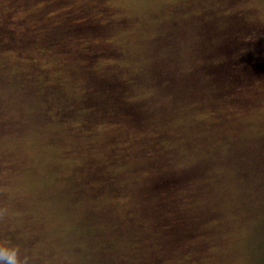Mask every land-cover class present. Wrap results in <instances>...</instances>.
Segmentation results:
<instances>
[{"label": "rangeland", "instance_id": "rangeland-1", "mask_svg": "<svg viewBox=\"0 0 264 264\" xmlns=\"http://www.w3.org/2000/svg\"><path fill=\"white\" fill-rule=\"evenodd\" d=\"M259 61L264 0H0V235L35 264H256ZM201 74L224 93L173 87Z\"/></svg>", "mask_w": 264, "mask_h": 264}, {"label": "trees", "instance_id": "trees-1", "mask_svg": "<svg viewBox=\"0 0 264 264\" xmlns=\"http://www.w3.org/2000/svg\"><path fill=\"white\" fill-rule=\"evenodd\" d=\"M247 37L249 38V36H247ZM247 37L243 38L242 40H246ZM199 40L204 41V38L199 39ZM172 50H173V48H172ZM172 50H171V52H172ZM208 51L209 50H204V49L198 50L197 48H194L191 51V53H192L193 57H196V56L202 57L203 55L206 57L208 54ZM233 60L235 61V58H233L232 56L231 57L227 56L225 59L219 61L221 67H226V68L222 69V72L227 71L225 73L226 75H228V72H231L228 75V78H232V76H230V75L236 73V64L229 62V61H233ZM249 63L251 65L247 68L248 72L251 73V72H258V71L263 72L264 71L263 62L259 61L258 64L254 63V62H249ZM194 68L197 72H200L202 70V68L198 65L194 66ZM222 72H220V74H222ZM204 77H207V75H203V74L200 75V79H201L200 82L193 80V78H188L185 81H183L184 79H182V80H180L179 83L175 84L173 87H177V89H184L186 91L185 95H187L188 93H191V92H194V93L196 92V93L200 94L197 97H195L196 100H198V98L200 96H203L206 98H211V97L218 95L219 93H224V91H218V88H217L218 82L220 83L222 78H224L222 75L214 76L213 82L209 81V80L205 81L203 79ZM198 90H200V91H198ZM252 165L255 168H258L255 161H254V163H250L251 168H252ZM260 171H263V169H261ZM257 175H258V173H257ZM255 177H257V179L262 178V180H259V179L257 180L258 183H261V181L264 180V176L262 174L260 176H255ZM261 214L262 215L258 219H256L255 224H254V228L252 229V231L250 233L251 238H252L251 239V248L255 253L256 264H264V211L261 212Z\"/></svg>", "mask_w": 264, "mask_h": 264}, {"label": "clouds", "instance_id": "clouds-1", "mask_svg": "<svg viewBox=\"0 0 264 264\" xmlns=\"http://www.w3.org/2000/svg\"><path fill=\"white\" fill-rule=\"evenodd\" d=\"M11 212L7 204L0 205V222H6ZM36 257L30 255L6 234L0 235V264H35Z\"/></svg>", "mask_w": 264, "mask_h": 264}]
</instances>
